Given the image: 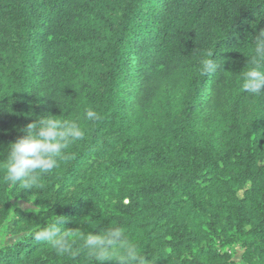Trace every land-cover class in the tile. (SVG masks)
<instances>
[{"label":"trees","instance_id":"obj_1","mask_svg":"<svg viewBox=\"0 0 264 264\" xmlns=\"http://www.w3.org/2000/svg\"><path fill=\"white\" fill-rule=\"evenodd\" d=\"M260 29L264 0H0V163L39 116L86 133L42 188L0 170V264H98L77 233L114 226L147 264H264ZM55 214L75 257L31 238Z\"/></svg>","mask_w":264,"mask_h":264},{"label":"clouds","instance_id":"obj_2","mask_svg":"<svg viewBox=\"0 0 264 264\" xmlns=\"http://www.w3.org/2000/svg\"><path fill=\"white\" fill-rule=\"evenodd\" d=\"M252 43V54L247 61L249 67L242 74L241 87L245 93L259 96L264 94V29L256 32ZM208 55L209 58L201 64L204 75L214 74L222 64L216 62L213 53ZM59 116L42 115L19 129L24 134L8 144L6 158L0 163L4 182L13 186L18 184L24 190L42 188V176L52 173L66 158V150L85 138L86 133L76 119H61ZM85 117L89 121L99 119L97 112L91 109L86 111ZM32 211L37 213L39 210L33 208ZM66 219L62 215H53L45 226L30 233L31 238L50 244L57 255L75 257L78 249L74 250L72 230L64 226ZM96 227L97 223L93 222L92 228ZM77 234L88 254L98 264H110L114 258L117 264H147L137 244L127 237L121 227ZM117 250L122 251L116 254Z\"/></svg>","mask_w":264,"mask_h":264},{"label":"rangeland","instance_id":"obj_3","mask_svg":"<svg viewBox=\"0 0 264 264\" xmlns=\"http://www.w3.org/2000/svg\"><path fill=\"white\" fill-rule=\"evenodd\" d=\"M23 206H25V205H23Z\"/></svg>","mask_w":264,"mask_h":264}]
</instances>
